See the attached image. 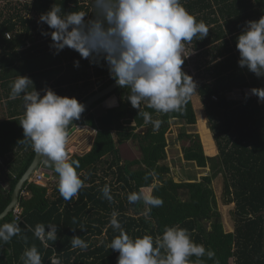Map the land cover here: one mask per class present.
Masks as SVG:
<instances>
[{"label": "trees", "instance_id": "1", "mask_svg": "<svg viewBox=\"0 0 264 264\" xmlns=\"http://www.w3.org/2000/svg\"><path fill=\"white\" fill-rule=\"evenodd\" d=\"M181 2L209 29L203 40L196 37L185 44V49L195 54V75L188 70L193 62L185 55L182 70L196 82L193 95L200 97L217 154L208 156L205 153L197 132L183 130L180 139L189 141L183 146L184 159L203 168L211 165V172L200 178L190 176L186 181H176L169 176L168 133L174 122L181 121L189 126L197 123L193 95L181 112L169 114L157 113L142 103L141 111H148L153 119L162 121L159 130L154 132L151 124L144 123L140 110L127 99L130 90L117 87L112 93L118 99L116 106L101 108L99 100L74 121L96 130L90 150L69 156L80 162L77 171L84 187L71 200H64L58 190V174L53 164L44 159L42 166L50 177L45 178L43 184L34 180L25 183L20 195V219H15L12 211L0 220V224L18 223L22 234L28 238L27 244L20 236H14L8 244L0 245V264H23L20 257L25 248L33 244L40 251L43 264H50L54 256L61 264H117L119 252L108 247L118 235L110 225L113 211L119 213V221L133 238L145 234L162 235L166 226L186 228L196 244H203L215 252L213 260L204 258L205 264L217 261L219 264H264V102L251 94L253 88H264V77L239 66L237 49V38L246 22L258 21L264 16V1ZM55 3L65 12L94 14L92 0H0V45L12 31L22 42L40 28L53 31L46 23L38 21ZM48 43L50 48L51 38ZM33 48L39 52L38 46ZM28 51H32V47ZM19 53H0V100L6 98L10 104L23 101L22 96L9 99L10 85L18 77L12 67L21 59ZM60 53L58 63H62L61 66L54 61L51 70L64 74L54 86L70 98L76 97L82 103L115 81L106 62H90L67 47ZM77 60L79 67L74 66ZM36 74L39 73L30 76ZM235 92L238 97L234 96ZM23 114L21 111L0 120V213L10 203L16 183L36 154L30 142L22 141L24 131L19 121ZM125 144H132L139 156L127 158L122 150ZM149 172L154 174L145 180ZM216 179L221 183L224 204L231 206L232 230H226V216L218 208ZM155 181L158 182L152 194L162 198L163 205L152 208L150 216L145 218L142 215L145 210H140L145 209L143 202L129 204L127 196L131 192L144 195V188ZM105 184L111 186L112 201L105 199L100 191ZM38 223L57 226V239L46 241L47 247L29 230H34ZM77 235L88 243L87 250L71 247L70 241Z\"/></svg>", "mask_w": 264, "mask_h": 264}, {"label": "clouds", "instance_id": "2", "mask_svg": "<svg viewBox=\"0 0 264 264\" xmlns=\"http://www.w3.org/2000/svg\"><path fill=\"white\" fill-rule=\"evenodd\" d=\"M92 6L94 14L86 16L83 11L65 12L55 3L39 18L38 23H46L53 30L42 31V35L51 36L50 49L54 55L67 47L90 62H106L116 84L130 90L127 99L140 110L144 123L151 124L154 132L158 131L162 121L153 119L148 111H141V105L144 103L163 114L182 111L197 87L192 76L182 70L185 44L196 37L203 40L209 34L206 23L197 21L181 0H92ZM237 49L239 66L264 77V16L258 21L246 22L237 38ZM74 66L79 67L78 60ZM33 86L31 78L18 76L10 85L9 99L22 96L25 109L19 121L24 131L22 141L30 142L36 154L53 164L58 174L59 193L68 201L84 187L77 171L80 162L69 157L66 144L69 127L80 119L85 105L76 97L60 96L51 88L37 91ZM251 94L264 102V88H253ZM153 174L149 172L145 180ZM100 191L105 199L113 200L110 185L105 184ZM127 200L129 204L142 201L145 218L150 216L152 208L163 205V199L153 195L151 188L144 195L131 192ZM118 216L116 211L111 213L110 225L118 235L108 245L119 252L117 264H205V257L208 260L215 257L213 250L196 244L186 228L166 226L162 235L133 238ZM29 230L45 247L46 241L57 239L58 229L54 224L38 223L34 230ZM14 236H20L27 244L28 238L18 223L0 224V245L8 244ZM70 244L73 249L89 247L78 235L72 237ZM20 259L23 264H43L35 244L25 248ZM50 264H61V260L54 256Z\"/></svg>", "mask_w": 264, "mask_h": 264}, {"label": "rangeland", "instance_id": "3", "mask_svg": "<svg viewBox=\"0 0 264 264\" xmlns=\"http://www.w3.org/2000/svg\"><path fill=\"white\" fill-rule=\"evenodd\" d=\"M183 55H185L187 58H190L191 63L193 62L192 65L191 66L189 65L187 68L188 70H190L192 76H194L195 70H193L194 69L193 59H195L194 58L195 54L194 53L190 54L187 51V49H184ZM234 96L238 97V92L237 93L235 92ZM193 103H194L195 111H196L197 118H198L197 123L195 125L189 126L181 121L174 122L172 124L170 132L168 133L169 145H168V158L166 160V163L171 168V172L169 176H171L176 181H184V180L186 181L190 178V176H193V175H195L196 177L198 176L200 178L203 175L211 172L212 170L211 165H208L206 168H203V167H199L195 163L188 162L187 160L184 159L183 146L188 145L189 141L188 140L183 141L182 139H180L181 131L186 130L188 132L199 133L202 138L203 144H204L205 153L208 156H215L217 154L216 153L217 147L215 145L214 136L208 126L207 118L205 117L203 107L200 102V97L198 94L193 95ZM99 107L102 108L103 106H99ZM98 110H95V111H98ZM82 138H88L87 133H85V131L79 130V131L74 132L73 135L70 137V139H68L67 141L68 144L66 147L73 149L72 151H74L75 153L84 154L88 150L86 147H88V145L90 146V144L92 146L94 138H92V141L88 140L90 138L85 139V141H81ZM122 150L127 158L132 159L134 157L139 156L138 151L135 149V147L132 144L123 145ZM157 182L158 181H155V183H153L152 186L148 188H144L143 190L144 194L148 193L149 188H151L153 191V187ZM43 183H45V181ZM219 184L221 183L217 181L216 179L214 182V185H215L214 188H215L216 196L218 200V208L222 212V214L226 216V218H224V224H225L226 230H232L233 229L231 225L232 222L230 221L231 206H226L224 204V201L221 195V186H219ZM219 187H220V190L217 189ZM140 210L142 212L145 209L142 207Z\"/></svg>", "mask_w": 264, "mask_h": 264}, {"label": "crops", "instance_id": "4", "mask_svg": "<svg viewBox=\"0 0 264 264\" xmlns=\"http://www.w3.org/2000/svg\"><path fill=\"white\" fill-rule=\"evenodd\" d=\"M42 31L45 30L40 28V30L33 32L30 36L27 37V40L25 42L19 41L18 38H16L14 31L9 32L11 34V37L10 38L7 37V40L2 45H0V53L10 52V51L20 52L18 55L21 56V59L16 61V64L13 65L12 70L13 72H16L17 76H27V77L29 76L34 83L33 87H35L37 91H41L42 89L45 88H51L54 92H56V94L60 96L70 97L66 93L57 91L58 88L54 86L55 83H57L60 76L64 74V72L62 71L55 72L51 70V68L54 61H57V63L60 61L58 56H62V54L61 53H59L58 55L53 54L54 50L47 47L49 46L48 42L51 36L42 35ZM46 32H50V31H46ZM33 46H38L39 52H37L35 48H33ZM31 47H32V51H28ZM22 51H24L23 55H21ZM22 56H24V59ZM61 64L62 63H58V67H60ZM63 64H67V62H63ZM32 73H39V74L30 76L32 75ZM29 90L31 91L32 87H30ZM21 111H25L23 101L10 104L8 103V100L6 98H2L0 100V120L9 119L13 114L18 112L20 113ZM70 128L71 127H69V130ZM79 130L85 131V133H87V137L90 138V139L82 138L81 141H85V139L92 141V138H94L96 130L86 125H77L76 131ZM86 148L90 150L91 144L90 146L88 145V147ZM66 150L69 156L70 154L74 153V151H72L73 149L71 148H67ZM40 170H43L44 172L47 171L42 166Z\"/></svg>", "mask_w": 264, "mask_h": 264}, {"label": "water", "instance_id": "5", "mask_svg": "<svg viewBox=\"0 0 264 264\" xmlns=\"http://www.w3.org/2000/svg\"><path fill=\"white\" fill-rule=\"evenodd\" d=\"M117 87H119V86L116 84L115 81H113L107 87H105L102 90L95 92L93 95H91L85 101H83L82 103L85 105L84 112L99 100L102 101L101 105L104 108H110V107L116 106L118 104V99H117V96L115 94H112V93ZM105 97H107V98L105 99ZM70 127H71L70 130H68V139L77 130V125L74 123V121H73V124L70 125ZM44 159L45 158L39 156L38 154H35L33 161L31 162V164L29 165V167L27 168L25 173L22 175V177L16 183L14 190L12 192L10 203L0 213V220L4 219L6 216H8L14 210V208L19 206L20 195L23 191V187H24L25 183L27 181H32L34 179L36 172L43 165ZM45 176L47 178H49L50 173L46 172Z\"/></svg>", "mask_w": 264, "mask_h": 264}, {"label": "built area", "instance_id": "6", "mask_svg": "<svg viewBox=\"0 0 264 264\" xmlns=\"http://www.w3.org/2000/svg\"><path fill=\"white\" fill-rule=\"evenodd\" d=\"M6 36L8 38L11 37V34L10 33H7ZM45 179V173L43 170H38L34 176V181L37 182V183H43ZM21 213H22V210L20 208V206H17L15 209H14V214H15V219H20V216H21ZM50 231V229L48 230Z\"/></svg>", "mask_w": 264, "mask_h": 264}]
</instances>
